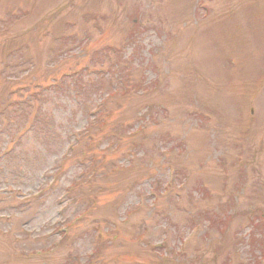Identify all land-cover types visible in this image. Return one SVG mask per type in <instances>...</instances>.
<instances>
[{"label":"rangeland","instance_id":"1","mask_svg":"<svg viewBox=\"0 0 264 264\" xmlns=\"http://www.w3.org/2000/svg\"><path fill=\"white\" fill-rule=\"evenodd\" d=\"M44 28L52 40L37 37ZM67 34L75 37L68 44L55 39ZM0 82V108L18 85H37L30 102L0 116V150L18 140L0 161V191L36 196L59 155L73 141L82 147L23 213L11 210L17 194H0V229L8 231L0 264H71L97 246L94 228L110 233L115 224L117 241L104 233L95 264H264V0L1 1ZM105 103L104 125L91 113ZM81 149L85 165L96 157L97 175L70 201L80 200L77 212L95 200L94 208L55 255L18 258L44 246L17 243L20 226L60 222L56 200H69L63 187ZM113 165L123 170L111 174ZM151 185L167 191L153 209ZM137 194H147L141 212L120 226Z\"/></svg>","mask_w":264,"mask_h":264}]
</instances>
